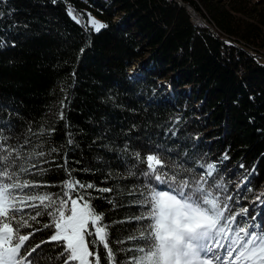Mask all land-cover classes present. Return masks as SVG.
<instances>
[{"label": "trees", "instance_id": "16d2710c", "mask_svg": "<svg viewBox=\"0 0 264 264\" xmlns=\"http://www.w3.org/2000/svg\"><path fill=\"white\" fill-rule=\"evenodd\" d=\"M0 188L14 264H74V197L91 264H165V188L235 232L247 207L264 245V0H0Z\"/></svg>", "mask_w": 264, "mask_h": 264}, {"label": "rangeland", "instance_id": "374dc122", "mask_svg": "<svg viewBox=\"0 0 264 264\" xmlns=\"http://www.w3.org/2000/svg\"><path fill=\"white\" fill-rule=\"evenodd\" d=\"M186 7L191 12L190 8ZM89 23L95 29L102 27V23L95 16L89 17ZM209 27L210 30L218 32L213 22ZM146 58L147 54L131 64L128 68L130 77L142 76V70L146 68L144 65ZM160 85H164L165 92H170L166 83ZM156 200L157 238L165 264H230L226 262L227 256L233 253L234 258L238 252L250 254L247 264H264V245L261 244L263 233L257 228L254 218H247L245 214L247 207H238L237 216H240L238 221L244 222L245 225L235 232L233 228L236 225V218H228L224 227L220 228L215 221L208 219L203 210L192 205L189 200L182 199L178 194L168 192V188L159 191ZM14 202V199L12 197L8 199V195L0 188V214L9 209ZM90 228L99 240L104 239V231L97 223L95 215L84 202L74 197L69 203V212L60 213L51 239L63 241L74 264H91L85 237L86 231ZM9 237L8 226L0 224V264H14L11 257L14 247L9 243ZM216 247L220 248L218 254L213 250Z\"/></svg>", "mask_w": 264, "mask_h": 264}, {"label": "bare ground", "instance_id": "6f19581e", "mask_svg": "<svg viewBox=\"0 0 264 264\" xmlns=\"http://www.w3.org/2000/svg\"><path fill=\"white\" fill-rule=\"evenodd\" d=\"M207 250V249H205ZM215 253H219L220 252V248L219 247H216L213 249ZM233 252V251H231ZM228 253V252H227ZM214 254V253H213ZM211 255V254H210ZM229 255V253L227 254ZM220 256H222V254L220 253ZM226 256V255H225ZM233 257V253L229 256H227V261L226 262H229L230 264H247L248 261L250 260V254L248 252H238L234 258ZM225 261V260H224Z\"/></svg>", "mask_w": 264, "mask_h": 264}, {"label": "water", "instance_id": "95a60500", "mask_svg": "<svg viewBox=\"0 0 264 264\" xmlns=\"http://www.w3.org/2000/svg\"><path fill=\"white\" fill-rule=\"evenodd\" d=\"M190 14H191L192 20H194V22L197 25H199V26H205V23L200 18H198L194 12L191 11Z\"/></svg>", "mask_w": 264, "mask_h": 264}]
</instances>
